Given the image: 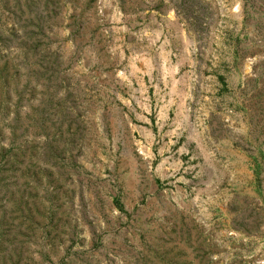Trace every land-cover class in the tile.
<instances>
[{"label":"rangeland","instance_id":"rangeland-1","mask_svg":"<svg viewBox=\"0 0 264 264\" xmlns=\"http://www.w3.org/2000/svg\"><path fill=\"white\" fill-rule=\"evenodd\" d=\"M0 264H264V0H0Z\"/></svg>","mask_w":264,"mask_h":264}]
</instances>
